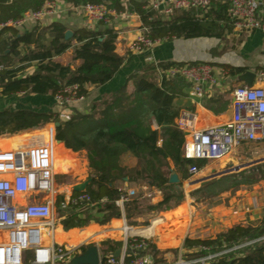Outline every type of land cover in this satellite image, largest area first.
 Listing matches in <instances>:
<instances>
[{
	"label": "trees",
	"instance_id": "16d2710c",
	"mask_svg": "<svg viewBox=\"0 0 264 264\" xmlns=\"http://www.w3.org/2000/svg\"><path fill=\"white\" fill-rule=\"evenodd\" d=\"M46 1L0 0V97L32 93L55 97L65 84L73 83L80 86V94L85 97L89 93L88 85L99 86L111 80L126 62L125 57L116 52L117 32L110 27L91 29L82 26L67 37L68 28L60 21L37 22L27 32L6 24L9 20L20 19L27 11L40 8ZM65 1L73 5L105 2L110 7H122V0ZM131 2L137 7L142 22L149 27L148 35L152 38L223 37L233 28L230 0H214L207 8L176 9L167 15L143 8V2ZM70 48L74 59L81 60L74 67L55 59ZM32 64L35 69L25 73ZM180 64L185 62L170 61L159 67L165 70ZM243 69L239 67L237 71ZM131 81L135 86L133 91L128 90ZM189 87L183 77L169 76L151 65L132 74L125 85L108 98L95 102L87 113L75 110L72 115L61 118V112L52 110L1 109L0 136L19 134L59 121L55 126L56 140L62 141L69 152L86 150L92 179L83 191L74 190L72 195L84 192L89 199L64 210L65 223L69 226L81 227L91 221L105 224L120 217L122 212L115 200L122 191L117 181L123 177L130 181L142 180L160 189L163 198L157 207L165 206L171 200L179 205L185 195L182 181L190 175L189 161L183 156L186 138L176 119L182 109L194 108ZM126 155L136 159V166L131 170L123 162ZM172 172L177 173L179 182H170ZM243 183L254 184L256 181L227 173L202 182L189 192V196L208 201ZM64 197L60 195L59 201ZM142 208L143 204L133 198L125 206L126 218L131 219ZM248 241L250 243L242 245ZM102 245L106 253H113L121 242L104 240ZM184 246H209L215 252H222L211 264H264V219L257 225H234L214 238L186 237ZM235 246L239 247L231 249ZM148 247L156 252L150 239Z\"/></svg>",
	"mask_w": 264,
	"mask_h": 264
},
{
	"label": "built area",
	"instance_id": "2783aa9c",
	"mask_svg": "<svg viewBox=\"0 0 264 264\" xmlns=\"http://www.w3.org/2000/svg\"><path fill=\"white\" fill-rule=\"evenodd\" d=\"M213 1L147 0L144 8L167 15L176 9L207 8ZM80 8L84 26L91 29L100 23L109 22L111 15L116 12L105 2H87L80 5ZM57 10V2L47 0L40 8L27 11L20 19L9 20L6 24L19 27L27 20L39 22ZM229 15L235 29H255L264 33L262 0H230ZM149 31V27L142 22L139 33L129 44L130 50L149 49L158 42L159 39L148 35ZM158 71L186 79L193 99L201 98L205 86L216 81L214 66L205 62L174 65ZM262 75L264 76V72ZM83 98L77 83L65 84L55 96L62 107ZM208 116L210 115L199 116L198 112L182 109L176 119L178 128L187 133L183 156L189 161V180L199 174L201 162L222 160L241 143L264 141V85L246 84L234 88L232 117L228 122L208 121ZM30 132L14 134L20 135L22 139L33 136L29 137L26 144L12 143L11 146L0 149V264H24L26 251L32 252L31 264H57L60 261L67 264L80 246L55 240V130L54 127H43L35 134ZM134 194V190H122L115 200L122 212L120 218L123 219V225L118 230L123 246L119 256L108 253L104 264H211L222 253L212 252L209 246H200L197 255L183 257L181 254L174 262H150L144 252L148 249V240L156 231L145 233L141 229L147 226L129 225L125 216V206L131 202ZM22 196H32V200L28 203L17 202ZM83 199H89L87 193L74 196L70 193L65 195L59 207L64 214L69 206ZM65 218L64 214L62 219ZM248 243L250 241L242 245Z\"/></svg>",
	"mask_w": 264,
	"mask_h": 264
},
{
	"label": "crops",
	"instance_id": "0c3cea01",
	"mask_svg": "<svg viewBox=\"0 0 264 264\" xmlns=\"http://www.w3.org/2000/svg\"><path fill=\"white\" fill-rule=\"evenodd\" d=\"M55 1L57 2L58 10L55 13L45 16L39 21L40 23L50 24L53 21H60L68 30L72 31L84 26V18L80 5H73L65 0ZM131 1L143 2L142 7L144 8L147 0H122V7H112L116 12L111 15L110 21L100 23L95 27L98 29L110 27L117 32L116 52L126 59V62L114 74L111 80L99 86L88 85V95L77 102L69 104L67 107H61L54 96L32 93L29 95L16 94L1 96L0 100L2 101L0 102V110L4 108H29L40 111L52 110L61 112L63 116L61 118H65L66 115H72L75 110L81 113H87L92 109L95 102L103 98H108L125 85L132 74L142 72L151 65H155L157 69H160L159 64L170 61L185 63L205 62L210 64L213 63L216 81L205 86V91L201 98L193 99L189 94L194 108L184 109L198 112L199 116L208 114L211 116V118L210 116L207 117L208 121L217 120L218 122L226 123L232 117L234 88L239 85H246V82L241 80L239 75L246 70H252L256 74L253 84L264 85V76L262 75V72H264L263 32L255 29L237 30L233 26L231 30L226 31L223 37L199 36L191 38L174 37L172 39H159V41L149 49L132 51L129 48V44L139 33L142 20L137 7H135ZM262 2L264 3V0H262ZM36 24L37 22L35 21L27 20L17 28L20 32H27ZM231 46L237 48L239 46H249L252 50L250 52V55L253 56L252 59H246L242 63L238 62V65H235L243 67L244 69L242 71H237L239 67L233 69L226 68L216 57L219 55L220 51L226 50L227 47ZM55 59L63 64H71L73 67L81 63V60L74 59L72 48L55 57ZM28 68H31L33 71L35 69V64H32ZM231 75H234V77H230ZM134 88V83L132 81L129 82L128 90L133 91ZM3 99L6 100L3 101ZM204 121L206 122V118H204ZM43 127L33 128L29 131L35 134ZM7 136L11 137L4 140L5 142H0V149L11 146L12 143L26 144L30 139L29 137H33L29 136L27 139H22L20 135L12 134L0 136V139ZM65 148V144L55 138L53 144L55 153L54 175L56 172L55 166L58 163L59 172L67 176L68 181V183H64L65 185L61 184L60 187H58L59 189L68 188L70 186L74 188L75 186L73 185L82 184L89 178H92L86 150L69 152ZM238 148H241L240 155L236 156L231 153L219 161L223 162L227 158V162H230V164L233 165L232 167L238 165L239 158L249 157L250 155L251 158L253 157L252 159H254L256 164L264 161V141L241 143L233 152H237ZM249 148H251L252 151H250ZM127 159L134 161V163L136 160L133 156L126 155L123 162L128 166H131V164H127ZM203 164L204 162H201L199 165L203 166ZM199 173H201V171ZM198 175V177L195 176L196 178L193 179H201L200 174ZM263 185L264 180L254 184L253 190L247 193L244 190L237 191L236 189L222 192L204 202L206 205L201 203L202 206L198 211H190L188 204L187 208L189 210H186L185 206L182 204L163 210L157 215L151 225L141 229L145 233H152L160 229V227H166V235L162 236V238L157 241V245L154 242L156 252L154 253L148 247L144 255L149 258L150 262H174L180 258L181 254L183 257H187L197 255L200 252V249L197 250V248L194 247L195 249L193 248V251L195 252H192L194 254H186V249H189V247L184 246L186 237L198 239L214 238L218 233L237 224L257 225L264 217ZM117 186L120 190H134L135 194L133 198L138 199V202L142 204L154 202L157 197L159 198L160 196V189L151 187L145 181H130L128 177H123L121 180H118ZM69 194L70 193H67L66 195ZM31 200L32 196H22L16 201L28 203ZM57 212V214L55 213L57 219L55 240L65 242L72 246H80V250L78 249L72 258L83 252L87 246L95 244L99 250L101 264L106 255L112 253H106L104 251V246L102 245L104 240L121 242L120 247H118L121 252L123 243L118 228L123 225L122 218H113L105 224L91 221L87 225L81 227H72L66 224L65 220L62 219L64 214L60 207H58ZM149 221H151V219H149ZM115 231L117 232L116 236L112 234ZM176 240H179L175 248L177 250V257H167V259L163 261L157 260L162 250L171 247L169 244L174 241L176 242ZM31 259L32 252L26 251L24 264H31ZM71 259L67 264H70Z\"/></svg>",
	"mask_w": 264,
	"mask_h": 264
},
{
	"label": "rangeland",
	"instance_id": "374dc122",
	"mask_svg": "<svg viewBox=\"0 0 264 264\" xmlns=\"http://www.w3.org/2000/svg\"><path fill=\"white\" fill-rule=\"evenodd\" d=\"M251 51L252 50L250 49L249 46H241V47L239 46L238 48L231 46V47H227L226 50L220 51L219 52L220 56L218 55L216 57L219 61L222 62L223 66H225L226 68L228 67V68L233 69V68L239 67V66H235V65H238V62L242 63L246 59L247 60L252 59L253 56L250 55ZM211 64L213 65V63H211ZM30 72H32L31 68L30 69L27 68L25 71V73H30ZM230 77L233 78L234 75H231ZM5 100L6 99H3V101H5ZM1 101L2 100H0V102ZM67 116L68 115H66V117ZM61 117H63V116L61 115ZM44 127H47V128L54 127V130H55L54 122L46 124ZM0 142H4V140H1ZM240 150H241V148H238L237 152H232V155H236V156L240 155ZM249 150L252 151L251 148H249ZM252 158H251V155L249 157L239 158L238 159L239 163L237 165V166H239L238 169H232L233 165H231L230 162H227V158L223 162H221L219 160H205L203 166H200L201 173H199L200 178L201 179L204 178L203 180L199 181L200 179L199 180L198 179H192V180L186 179V180L182 181L181 188L184 190L185 195H184V198L180 204L184 205L186 210H189L187 208V204H188V206L190 207V211H194V210L198 211L200 209V207L202 206L201 203H204L207 200L201 201L197 197H190L189 192H191L192 190L197 188L199 186V184H202V182L209 180V179H212L214 177L222 176L223 174L233 173V174L244 175L246 178H249V179L256 181V183H254V184L259 183L260 181H262L264 179V161H261L260 163L256 164V162H254V159H252ZM126 162H127V164H131V166L127 165V167L130 168V170H131V168H134L136 166V160H135V163H134V161H131L130 159L129 160L127 159ZM243 165H245V166L243 167ZM58 166L59 165L57 163L55 166L56 172H55V181H54V196H55V201H56L55 213L56 214L58 213L57 209H58L59 203H60L58 197L60 195L65 196L67 193H72L73 189H74V188H72V186H70L68 188H63V189L58 188V187H60L61 184L65 185L64 183H66V182L68 183L67 176H64V174L59 172ZM131 172H133V171H131ZM224 172H226V173H224ZM213 175H216V176H213ZM69 176H71V175H69ZM198 176H196V177H198ZM71 177H73V176H71ZM196 177H193V178H196ZM140 181L143 182L142 180H139V182ZM254 184L243 183V184H241L238 187L233 188V189H236L237 191L244 190L247 193L248 191L253 190ZM185 189H186V191H185ZM262 190H264V185L262 187ZM159 191H160L159 192L160 196H159V198L157 197L156 201L147 202V203L143 204L144 208L140 209L139 213H136L131 219L126 218L129 225H134V226L151 225L153 223L154 219L157 217V215L160 214L164 209L178 206V205H176L175 200H171L170 202H168L166 204L167 206L165 205V206L157 207L156 205L163 198V192L161 190H159ZM204 205H206V203H204ZM149 219H151V221H149ZM263 219H264V217H263ZM263 219H261V221ZM162 225H164V224H162ZM160 226H161V224H160ZM165 229H166V227H160V229L156 230L155 235L151 237V240L153 241V243L155 242V244L157 245V241H159L162 238V236L166 235ZM112 234H114L116 236L117 232L115 231ZM114 235H112V236H114ZM178 241L179 240H176V242L174 241V242L170 243L169 246H171V247L162 250V253L159 254V258H157V260L163 261V260H166L167 257H172V258L177 257V250L175 248L177 246ZM193 248L194 247H191V249L187 248L186 254L187 255L194 254V253H192V252H195V251H193ZM195 248H197V250H198L201 247L195 246ZM211 251L215 252L214 250H211ZM58 264H63V262L60 261V262H58Z\"/></svg>",
	"mask_w": 264,
	"mask_h": 264
},
{
	"label": "water",
	"instance_id": "95a60500",
	"mask_svg": "<svg viewBox=\"0 0 264 264\" xmlns=\"http://www.w3.org/2000/svg\"><path fill=\"white\" fill-rule=\"evenodd\" d=\"M72 34H73V31L72 30H67V32H66V36L67 37L71 36ZM255 76H256V74H255L254 71H252V70H246V71L242 72L239 75V78L241 80H244L248 86H253ZM58 124H59V121H56L54 123V126H57ZM184 134H187V133L184 132ZM18 144H21V143H18ZM244 166L245 165H243V167ZM238 168H239V166H236V167H233L232 169H238ZM226 172H224V173H226ZM213 176H216V175H213ZM91 179L92 178H89L86 182H84L82 184H79V186H75L74 187V190L83 191L85 189V187L87 186V184L91 181ZM203 179H200L199 181H201ZM179 181H180L179 176L177 175L176 172H173L170 175V182L177 183ZM119 252H120V249L118 248L114 252V255L115 256H118L119 255ZM100 262H101V259H100L98 247L95 244H91V245L87 246L86 249L83 252L75 255L71 259L70 264H100Z\"/></svg>",
	"mask_w": 264,
	"mask_h": 264
},
{
	"label": "bare ground",
	"instance_id": "6f19581e",
	"mask_svg": "<svg viewBox=\"0 0 264 264\" xmlns=\"http://www.w3.org/2000/svg\"><path fill=\"white\" fill-rule=\"evenodd\" d=\"M73 186H79V184H75V185H73Z\"/></svg>",
	"mask_w": 264,
	"mask_h": 264
}]
</instances>
